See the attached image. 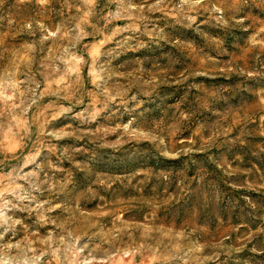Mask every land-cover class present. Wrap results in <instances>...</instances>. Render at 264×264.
<instances>
[{"label":"rangeland","instance_id":"rangeland-1","mask_svg":"<svg viewBox=\"0 0 264 264\" xmlns=\"http://www.w3.org/2000/svg\"><path fill=\"white\" fill-rule=\"evenodd\" d=\"M0 264H264V0H0Z\"/></svg>","mask_w":264,"mask_h":264}]
</instances>
